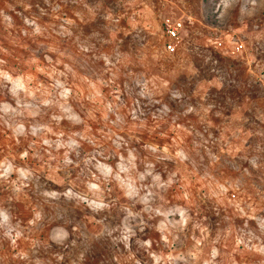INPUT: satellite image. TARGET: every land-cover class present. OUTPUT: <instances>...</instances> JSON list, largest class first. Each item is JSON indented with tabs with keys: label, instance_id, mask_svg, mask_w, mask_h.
Listing matches in <instances>:
<instances>
[{
	"label": "rangeland",
	"instance_id": "374dc122",
	"mask_svg": "<svg viewBox=\"0 0 264 264\" xmlns=\"http://www.w3.org/2000/svg\"><path fill=\"white\" fill-rule=\"evenodd\" d=\"M0 264H264V0H0Z\"/></svg>",
	"mask_w": 264,
	"mask_h": 264
},
{
	"label": "built area",
	"instance_id": "2783aa9c",
	"mask_svg": "<svg viewBox=\"0 0 264 264\" xmlns=\"http://www.w3.org/2000/svg\"><path fill=\"white\" fill-rule=\"evenodd\" d=\"M168 42L165 45L166 51L174 53L176 51V42L179 40L178 28L171 24V21L166 22ZM243 46H238L237 51H241Z\"/></svg>",
	"mask_w": 264,
	"mask_h": 264
}]
</instances>
